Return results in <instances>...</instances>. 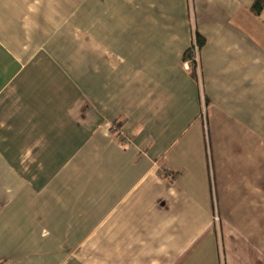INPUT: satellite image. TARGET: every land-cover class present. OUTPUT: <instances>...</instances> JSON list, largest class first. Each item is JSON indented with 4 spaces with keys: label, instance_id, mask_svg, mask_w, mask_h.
Masks as SVG:
<instances>
[{
    "label": "crops",
    "instance_id": "crops-1",
    "mask_svg": "<svg viewBox=\"0 0 264 264\" xmlns=\"http://www.w3.org/2000/svg\"><path fill=\"white\" fill-rule=\"evenodd\" d=\"M255 1L0 0V264H264Z\"/></svg>",
    "mask_w": 264,
    "mask_h": 264
},
{
    "label": "trees",
    "instance_id": "trees-1",
    "mask_svg": "<svg viewBox=\"0 0 264 264\" xmlns=\"http://www.w3.org/2000/svg\"><path fill=\"white\" fill-rule=\"evenodd\" d=\"M263 7H264V0H256L255 1V3L253 4V10L256 12V13H259L262 9H263ZM197 43H198V45L199 46H202V44H203V39H202V37L199 35V34H197ZM192 56H193V53H192V50L190 49L186 54H185V56H184V60L185 61H187V60H189V59H191L192 58ZM190 71H192V73H193V75L196 77L197 75H196V71H197V69H196V66H195V64L193 65V67L191 68V70Z\"/></svg>",
    "mask_w": 264,
    "mask_h": 264
},
{
    "label": "built area",
    "instance_id": "built-area-1",
    "mask_svg": "<svg viewBox=\"0 0 264 264\" xmlns=\"http://www.w3.org/2000/svg\"><path fill=\"white\" fill-rule=\"evenodd\" d=\"M199 45H196L193 49V56L190 60L185 61L184 66L187 70H191L193 64H195L196 69L199 68Z\"/></svg>",
    "mask_w": 264,
    "mask_h": 264
},
{
    "label": "rangeland",
    "instance_id": "rangeland-1",
    "mask_svg": "<svg viewBox=\"0 0 264 264\" xmlns=\"http://www.w3.org/2000/svg\"><path fill=\"white\" fill-rule=\"evenodd\" d=\"M193 67V66H192ZM215 222L218 223L220 222L219 218L218 217H215Z\"/></svg>",
    "mask_w": 264,
    "mask_h": 264
}]
</instances>
